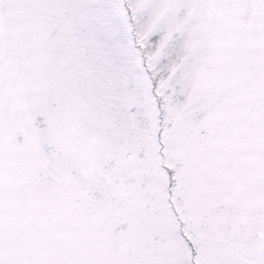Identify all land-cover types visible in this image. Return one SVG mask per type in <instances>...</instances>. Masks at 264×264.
I'll list each match as a JSON object with an SVG mask.
<instances>
[{
  "label": "snow or ice",
  "instance_id": "snow-or-ice-1",
  "mask_svg": "<svg viewBox=\"0 0 264 264\" xmlns=\"http://www.w3.org/2000/svg\"><path fill=\"white\" fill-rule=\"evenodd\" d=\"M0 264H264V0H0Z\"/></svg>",
  "mask_w": 264,
  "mask_h": 264
}]
</instances>
